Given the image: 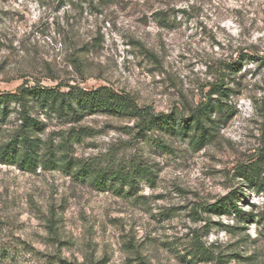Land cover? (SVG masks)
Instances as JSON below:
<instances>
[{"label": "rangeland", "instance_id": "1", "mask_svg": "<svg viewBox=\"0 0 264 264\" xmlns=\"http://www.w3.org/2000/svg\"><path fill=\"white\" fill-rule=\"evenodd\" d=\"M215 83L234 91L203 141L179 121ZM23 85L107 86L179 121L143 135L126 114L36 103L57 164L0 163V264H264V191L246 175L264 180V0H0V92ZM8 108L2 142L23 122ZM101 168L134 180L96 188ZM227 196L240 214L203 209Z\"/></svg>", "mask_w": 264, "mask_h": 264}, {"label": "trees", "instance_id": "2", "mask_svg": "<svg viewBox=\"0 0 264 264\" xmlns=\"http://www.w3.org/2000/svg\"><path fill=\"white\" fill-rule=\"evenodd\" d=\"M246 57L249 58L250 56ZM238 67L239 63L235 66H228V70L237 71ZM230 74L231 72L224 74V78L230 76ZM233 91L232 88L226 87L225 84L215 83L207 94V100L192 108L189 117L180 121L173 113L156 114L151 108L140 106L130 95L118 93L107 86H101L95 90L75 89L66 93L52 88L23 85L16 92H0V163L18 164L29 171H37L42 164L46 167H52L57 164L53 156H46V152L41 154V140L34 136L35 131L40 128L39 122L30 115V111L36 103L44 108H54L59 105L61 110L69 109L75 114L79 110L82 113L101 110L126 114L136 118V126L139 128V133L143 135L156 128L175 129L179 121L184 132H187L191 125H194L196 130L201 132L204 141V139L211 136L213 126L218 124L217 120L213 118V114L222 112L225 109L226 104L223 102V97L229 98ZM214 94H218L219 98L214 99ZM72 97H74V100ZM11 101L18 105L19 114L23 122L9 141L2 142L3 122L8 116V103ZM74 101H76L75 104ZM208 121L212 124V127L207 126ZM67 163L72 172L74 163L71 161ZM93 171L94 167L91 164L84 163L77 169V175L88 178L93 174ZM136 173L143 174L145 170L139 167ZM246 175H249L247 177L253 181L255 189L264 191L263 179L253 177L254 174ZM111 177L120 179L122 187L127 185L129 177L134 180V175L129 172L124 173L123 170L111 171L101 168L97 176L93 177L92 184L99 189L113 187V183L110 181ZM130 184L133 185V181ZM229 201L233 203L231 196L224 197L218 203L204 206L203 209L210 212H219L221 208H228L229 210L234 209L235 212L240 214L241 209L236 206H228ZM202 250L207 251L204 248ZM60 261L63 264H70L63 260Z\"/></svg>", "mask_w": 264, "mask_h": 264}]
</instances>
